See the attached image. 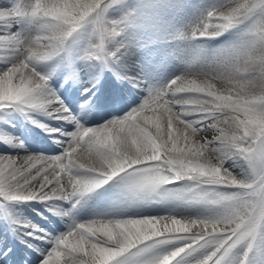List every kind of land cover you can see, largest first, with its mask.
Returning <instances> with one entry per match:
<instances>
[{"label":"snow or ice","instance_id":"1","mask_svg":"<svg viewBox=\"0 0 264 264\" xmlns=\"http://www.w3.org/2000/svg\"><path fill=\"white\" fill-rule=\"evenodd\" d=\"M117 2L0 5V45L7 53L0 61V112H23L55 134L63 149L56 155L0 153V201H37L71 219L90 194L119 178L132 203L163 196L211 211L197 218L72 219L55 237L25 223L28 236L50 245L40 264H225L239 246L251 249L264 235V0H224L185 38L214 39L247 24L240 43L222 50L212 64L149 89L125 115L86 127L41 66L57 58L70 63L69 46L79 40L85 41L84 61L117 62L120 47L108 45L123 29L106 16ZM39 116L74 125V130L50 127ZM0 143L24 149L23 141L3 131ZM237 158L246 165L244 178L225 167ZM177 184L185 187L165 191ZM63 203L71 207L64 209Z\"/></svg>","mask_w":264,"mask_h":264},{"label":"bare ground","instance_id":"2","mask_svg":"<svg viewBox=\"0 0 264 264\" xmlns=\"http://www.w3.org/2000/svg\"><path fill=\"white\" fill-rule=\"evenodd\" d=\"M159 1L160 0H121L118 1L114 7L109 8L106 16H118L121 20L120 26L123 29L120 35L108 45L110 48L120 47V59L113 64H115V69H117L121 74L125 73V63L130 59H125L124 55H122V50L127 51L128 46L124 43H121L120 40L125 38L126 35L133 31V29H136L137 27H143V22H139V19L144 13L147 14L146 17L143 16V18L145 19L147 17H150L149 23L151 24L157 22V18H162V20H160L161 23H157L159 25L163 24L162 26L165 28L167 34L169 35L168 39H166L165 41H162L161 38H156L157 40L153 39V41L151 42V46L147 47L149 49V52H140L136 56H134L135 60L138 62L137 64L139 66H143L141 74L143 76L142 78L144 79H148L152 76L149 69V65L152 63V61L159 60L161 57L174 58L175 51L176 55L181 58L180 62L192 57L193 65L190 68L186 69L187 71H190L192 68L198 65L207 64L206 61L210 57V52L216 49V43L223 42L226 38L232 39L235 36H240L241 33L243 36L245 35L247 24H241L236 28L224 32L223 35L217 36L214 39L197 41L186 39L185 36L191 34L193 27L202 23L206 19L205 12L207 8H204L202 6L199 8L193 6L180 7L178 5H175L172 0H163L164 4H159ZM12 2H14V0H0V5L10 4ZM15 2H19V0H15ZM145 3L146 5H149V10L154 8L152 14L149 13L151 11H147ZM210 5L211 4H209V7ZM129 6L132 7L131 10H129ZM212 8L216 7L214 6ZM12 31H16V29L13 28ZM118 40L120 43L118 42ZM84 43V40H79L75 43H72L69 46V52L67 53L70 55L69 65L72 69L74 68L77 73L75 78H73L72 76V69L68 73H66L62 68L56 71V69L52 66V61L47 65L41 66L46 71L52 72L54 84H58L63 93L74 96L75 100L73 101V103L67 101V105H70L71 108H75L79 102L84 101L83 98L85 96L82 95L83 89L85 87H92L95 70L96 68H98V64L96 65L94 64V62L93 65H89L86 61L80 62L79 60H77L75 51L77 49H83ZM117 43L119 46L117 45ZM158 46L161 49V53H158ZM176 46L177 50H172V48H175ZM201 46H203V48H201ZM204 47L208 49H204ZM0 52L2 53V55L0 56V61H2V58L6 56L7 53L3 54V50H0ZM148 54H151V58H146ZM58 62L62 65L65 64L64 60H61V58H58ZM180 62L174 61V66L169 69V72L163 78L164 80H166V76L174 74L175 72H177V76L183 75H178V72L185 70L183 65H180ZM114 71L116 72V70ZM166 81L168 82V80ZM139 84L140 83L138 82H132L130 79L126 78L124 74L122 85L119 90H117L116 88L111 89L110 91H108L106 88L102 90L104 98L102 99L101 97V100L98 103L97 107L92 110L93 116L91 122H101L99 124L101 125L105 121L115 117L113 114H118L120 112V115H118V117H120L125 115L132 108L138 106V99L142 98H139V96H144L141 90H138L139 88H141V86H138ZM95 90L96 87H94L92 91L88 93V96H93V91ZM133 90L134 95L132 94ZM118 91H120V95H123L125 97L127 96V100H125L124 104L120 106L119 112H117V107L113 105V103L106 100L107 95L109 96L110 100H115ZM142 100L144 99L142 98ZM37 119H39L41 123L47 124L48 126L54 128L63 127L67 130L70 129L69 126H71L65 125L61 121L50 120L47 117L39 116L37 117ZM60 122L62 126L60 125ZM96 126L98 125L96 124ZM151 130L154 131V128ZM0 131L6 132L13 137H17L24 143V149L10 148L7 144L0 143V153H10L15 155L19 152L20 154H24L26 150L27 153L56 155L62 150H60L58 146H56V140L58 139V137L55 134L45 131L43 127H40L38 126V124L33 123L31 119H29L23 112L17 109H6L0 112ZM209 137H211V134H209ZM225 167L230 168V170H232L233 173L238 176V178H244L246 173V165L238 158L227 161L225 163ZM178 185L185 187L184 184ZM175 186L177 187V185H174L172 187L174 188ZM113 189L117 190L118 192L124 193L118 195V192L114 191ZM165 191H167V189H165ZM121 196L127 197L123 181L117 178L109 182L106 189H103V192H94L90 194L78 206L79 209L81 208L83 210V214L82 216H79L78 221L82 220L83 217L85 219L91 214L95 213L104 215L111 214V212L120 215L123 214V209L127 208L126 206L121 205L119 210H117L116 208V206L120 204ZM176 203L177 201H171L170 198L163 196L156 197L149 202L132 203L130 201L128 213L134 217L138 214L160 215L161 213L170 211L188 218L204 217L205 215H203L202 213L206 214V210L202 207H200L199 210L193 205L182 207L177 205ZM60 206L62 208H66L68 204L63 203ZM46 207V204L37 201H31L27 203H9L0 201V264H20V259H22L24 257V253H26L25 243L27 242L29 245H33V243L35 242L32 241L31 237L28 238L26 236L19 235L20 231L18 229L23 232L30 231L31 229L23 227L25 223L36 225L40 229L39 224L44 223V220L46 219L45 217L54 219L55 215L53 214V212L47 210ZM171 207L174 208L173 211L170 210ZM9 227L11 228L10 230ZM58 227L59 228L54 232L53 237L59 235L62 232H65L68 228L67 225H60ZM10 231H12L13 234H10ZM49 247L50 245L48 243L44 245L40 251V257H38L37 259L36 257H34V261L30 264H35L36 260L38 259L41 261L43 258L42 254L45 253ZM8 248L12 249L8 251ZM14 255L16 256L13 259ZM40 261L37 264H40Z\"/></svg>","mask_w":264,"mask_h":264},{"label":"rangeland","instance_id":"3","mask_svg":"<svg viewBox=\"0 0 264 264\" xmlns=\"http://www.w3.org/2000/svg\"><path fill=\"white\" fill-rule=\"evenodd\" d=\"M121 1V0H118ZM173 3L175 5H178L180 7L186 6V7H204L207 8L205 14L207 16V13L211 10H213L214 8L212 7H218L221 4L224 3V0H172ZM159 4L162 3L164 4L163 0H160L158 2ZM209 4L210 7H209ZM145 6L147 8V11H151L149 12L150 14L153 13L154 8H152L151 10H149V5ZM129 10L132 9L131 6H129ZM147 13L142 14V16L140 17V21L139 22H143V27H137L136 29H133L132 32H130L128 35H126V37L124 39H122V42L127 44L130 47L131 53H137L143 49H145L146 51H148L149 49H146L147 46L150 45V43L153 41V39L157 38H161L162 41H165L166 39H168L169 35L167 34L165 28L162 26L163 24L159 25L158 23H161L160 20H162V18H157V22H154V24L149 23L150 22V17L147 18H143V16L146 17ZM151 16V15H150ZM109 20H117V21H121L120 18L118 16H114L112 18L107 17ZM156 21V20H155ZM121 25V24H120ZM162 26V27H161ZM152 28V29H151ZM151 29V30H150ZM136 30V31H134ZM245 35L243 36L242 33L240 34V36H235L233 39H230L228 42L223 43L220 48L218 50H216L213 53H210V57L208 58V60L206 61V63H211L214 62L215 59L217 58L218 53H220L222 50L230 48L238 43H240L243 39H244ZM156 46V45H155ZM0 47H2L4 49L3 45H0ZM171 48V47H169ZM158 53H161V49L158 46ZM172 50H177V46L175 48H172ZM149 52V51H148ZM129 54V53H128ZM129 57L131 58V61H135L134 59H132L133 57L129 54ZM146 58H151V54H148L146 56ZM168 57H161L158 61V65L160 64V67L163 69L164 67H168L170 65V62L168 60ZM207 59V58H206ZM56 64H58V62L56 61ZM134 68H132L136 73H138V70L136 68V62L132 63ZM185 66L187 67L188 64H185ZM134 72V76L139 79L138 75ZM51 82V81H50ZM51 84V83H50ZM54 89V88H53ZM57 94H58V90H57ZM209 139L211 137H208ZM172 185H170L171 187ZM183 188L182 186H180L179 188H166L167 190L171 189L173 191L178 190ZM171 201H178L176 204L177 205H184V203H181V200H176L173 198H170ZM189 206L193 205L192 203H188ZM186 204V205H188ZM198 205V207H202L206 210V215H208L211 211V209L203 204H196ZM171 211L174 210L173 207H171L170 209ZM172 214H176L173 213ZM165 215H168V213H166ZM179 215V214H176ZM254 245L256 246L255 251L249 256V248L247 247V245H243L242 249H240L239 247L237 249H235L233 251V253L229 256V258L226 260L225 264H241V262L243 261L244 264H264V235H261L260 237H258V239L256 240V242L254 243ZM240 249V251H239ZM248 253V254H247ZM243 255L245 256L244 259H242Z\"/></svg>","mask_w":264,"mask_h":264}]
</instances>
